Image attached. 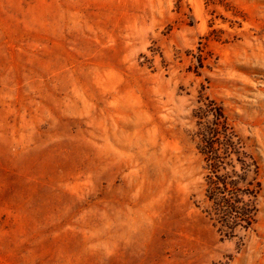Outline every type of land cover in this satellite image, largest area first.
<instances>
[{
  "label": "rangeland",
  "instance_id": "rangeland-1",
  "mask_svg": "<svg viewBox=\"0 0 264 264\" xmlns=\"http://www.w3.org/2000/svg\"><path fill=\"white\" fill-rule=\"evenodd\" d=\"M199 96L260 167L241 247L202 213ZM0 264H264V0H0Z\"/></svg>",
  "mask_w": 264,
  "mask_h": 264
},
{
  "label": "trees",
  "instance_id": "trees-1",
  "mask_svg": "<svg viewBox=\"0 0 264 264\" xmlns=\"http://www.w3.org/2000/svg\"><path fill=\"white\" fill-rule=\"evenodd\" d=\"M192 118V138L204 172L202 213L220 240L237 239L241 247L254 231L259 211V164L221 104L199 96Z\"/></svg>",
  "mask_w": 264,
  "mask_h": 264
}]
</instances>
